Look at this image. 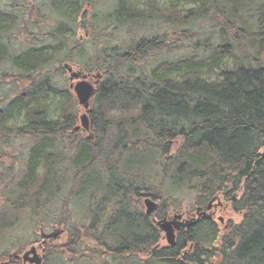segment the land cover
<instances>
[{"label":"trees","instance_id":"1","mask_svg":"<svg viewBox=\"0 0 264 264\" xmlns=\"http://www.w3.org/2000/svg\"><path fill=\"white\" fill-rule=\"evenodd\" d=\"M41 1L48 8L45 41L24 34L33 48H4L15 29L22 33L28 11L0 8V90L6 80L15 89L0 96V163L9 161L12 173L14 145L24 143V170L11 191L33 200L31 219L58 196L60 224L72 215L73 195L120 193L117 178L107 187L100 174L152 167L145 189L155 188L160 209L180 208L175 194L192 195L205 206L229 191L239 195L233 202L239 221L223 230L202 223L181 231L168 247L159 245L162 233L146 217L123 214L118 223L97 229V245L106 252L93 255L264 264V0H163V9L162 0ZM179 4L194 7L181 10ZM205 23L208 34H178L177 28L197 30ZM174 36L209 56L191 53L149 65L155 54L176 48ZM200 36L202 43L192 40ZM66 63L101 76L88 109L90 141L74 130L83 109L65 78Z\"/></svg>","mask_w":264,"mask_h":264},{"label":"flooded vegetation","instance_id":"2","mask_svg":"<svg viewBox=\"0 0 264 264\" xmlns=\"http://www.w3.org/2000/svg\"><path fill=\"white\" fill-rule=\"evenodd\" d=\"M17 1L18 0H16V2ZM38 1L42 2L41 0ZM18 4L19 3L14 4L11 9L14 8L15 11L19 10L20 14L23 15H25V11H28L27 14L29 16L31 15V12L33 13L34 11L35 14H39L38 19L29 18V21H31V34H36L39 37L41 43L42 41H45L43 37H45L44 34L46 33V24H44L46 13L43 10L42 5L35 7L33 6L34 3L32 4L28 0H24L25 6L23 4L18 6ZM11 9L8 10L10 11ZM28 15H26L25 25L19 26L22 28V33L17 35V29H15L14 33H16V36H13L11 38V43H5L7 46L5 45L4 48H33L30 39L26 42L27 44L24 45L20 41L19 45L17 46H14L12 44V39L14 37L19 39L20 36H25L24 34H26V30H23V28L27 27L26 22L29 17ZM40 17H42L43 20ZM36 48H38V46ZM76 72L78 73L77 78L75 80L76 83L82 79H85L86 81H93L95 87H98L99 80H94L92 78L93 74L84 73L79 71L78 69ZM74 130L80 135L81 131H83L78 129V125L74 128ZM93 135L94 134L91 131L90 126L89 131L86 133L84 132V138L86 140L88 137H91L93 139ZM169 145L173 147L174 142H170ZM8 164L10 165L11 163L6 159L1 161L0 166L3 168V172H0V175H2V177H5L6 181H9L11 178H13L14 181L18 176L14 172H7L9 166L6 165ZM12 174L14 175L13 177L10 176ZM100 177L107 179L106 182H104L105 186L107 187L111 186V181L113 180V178H117L119 181L115 182L114 186L118 187V189H116L117 191H115L117 193H120L113 194L112 196L111 190H108L107 195L98 196L95 195L94 192L88 190L87 192H84L83 195H73L72 199H78V201L81 203L79 204L75 201V203L82 207L81 214H83L84 218L81 221H78L76 218H72V215H65L63 218L67 220L60 222L59 224V219L62 216V211L59 208L56 207V209H58L57 215L53 217L45 212L44 216L42 217V220H46L45 217H48L47 219H51V222L47 226L56 227L51 232L46 234H51L53 232L57 233L59 231V235H57L55 238L46 239L44 241L41 235L45 232H43L41 229L40 239L38 242L34 241L32 243H29L28 245H30V248L27 250L21 247L14 253L7 254L4 258L5 261L0 262V264H34L31 262V260L33 259V255L28 254L32 249L35 250L36 255L40 258V264L46 263L53 254L58 253H61V255L63 256L65 264H115L117 262L126 263L130 261L128 260L129 256H122V254H116V256L110 253L107 255H93V253L96 251L106 252L103 248L97 245V240L95 238L97 236H101V234L96 233L97 229L109 228L111 224L118 223L119 218L123 214L129 215V218L136 220L137 217H146L147 222L157 230H159V223L162 220H173L175 213H172L170 208L162 206V208L160 209L161 201L158 200V196L154 195L155 188L150 185L151 187H149V189H145L144 181L148 182L149 178H152L153 175H146L140 171L131 174L105 173L100 174ZM11 184H14V182L11 183L10 181V183H5V186L3 184L0 185L3 186V190H5L7 189V186ZM80 186L81 184H79V187ZM129 189L132 191V193L130 196H128V200V197H125L126 195H123V193H128L127 191ZM11 190L13 189H10V191ZM83 190L85 191V189ZM188 196L192 197V201L190 203L189 208L184 213L180 214V221L184 225L181 224L180 229L175 231L176 237L181 231H185L186 233H188L191 228L205 222H212L216 227H218L219 230H223L227 228L230 222L232 224H236L239 221L233 209V202L237 200L239 195L231 194L229 191L220 192L219 194H215V196H213L208 202H206L205 206H203L204 204L202 203V201L199 203V200L197 201L196 199H194V196ZM52 198L56 197L52 196ZM147 199L157 203L158 205L157 211L153 212L149 216L145 214V200ZM46 204L44 205V207L46 206ZM28 215L31 216V209L28 210ZM29 220L30 222L28 221V225L31 228V217L29 218ZM68 225L71 226L68 227ZM68 229L72 230L68 233ZM76 253H79V255H77ZM105 257H111L112 259L108 262L107 260H104Z\"/></svg>","mask_w":264,"mask_h":264},{"label":"rangeland","instance_id":"3","mask_svg":"<svg viewBox=\"0 0 264 264\" xmlns=\"http://www.w3.org/2000/svg\"><path fill=\"white\" fill-rule=\"evenodd\" d=\"M29 2H31L33 4V6L37 7L40 6L42 4V2H39L38 0H28ZM16 3H19V5H24V0H18ZM15 2H12L11 0H0V8L3 10H8L11 9L12 6L14 4H16ZM166 5V2L164 3L163 0L160 1L159 7L160 8H164ZM25 6V5H24ZM43 10L45 11V15L47 16V12L46 10H48L47 6L45 4H43ZM194 5L193 4H179L177 6L178 9L181 10H190L193 9ZM86 9V8H85ZM86 12V11H83ZM42 20L43 18L40 17ZM49 24H52L53 21L48 20ZM27 27L23 28V30H26V33L31 32V21H29V19L26 22ZM30 28V30H29ZM43 28V27H42ZM195 29L197 30H193V29H189V27H181V28H177L178 30V34L182 33V31H185L186 34L188 36H192L196 33H203L204 32H209L210 30V24H202L200 26H194ZM29 30V31H28ZM75 38H80V34H76ZM200 37L198 38H193L192 40L194 42H197L198 40H200L199 42H203L204 39ZM205 38V37H204ZM178 37L174 36V40L176 41V48H172V50L170 52H160L155 54L154 56H152L151 58V62L149 63V65H153L157 62H162V61H172V60H179L182 58H186L188 57L191 53H196L197 55H201V56H205L208 57L209 56V51L201 48L199 50H195L193 51V48H191L192 46V41L191 40H187V41H179L177 40ZM22 42V44H27L26 42L27 40V35L25 36H20L19 39L14 37L12 39V44L14 46L19 45L20 42ZM204 53V54H203ZM191 54V55H192ZM78 60V58L75 59L74 63H76V61ZM225 63L229 66H231V60L230 58L225 60ZM73 67V70H75V64L73 65V63L71 64ZM4 69V68H3ZM76 71V70H75ZM68 77V74H66V77ZM212 79H215L214 77ZM9 84V82L6 80L4 81V84H1L3 86V89L0 90V96L6 95V96H11L13 95V93L15 92V89L13 87H11ZM53 103H51V105H53ZM19 124V123H18ZM15 148H13V151L15 152V154L18 155V160L16 159L15 162H13L14 164V173H16V175L19 177L21 175V171L22 169L24 170V166L23 163L26 159V153H27V149L26 146H24V143L21 142H16L14 145ZM12 155V154H11ZM13 156V155H12ZM6 166H10L9 164ZM153 168L151 167L147 172H145L144 174L146 175H153L155 174V172H152ZM140 171H142V169H140ZM0 172H3V168L0 166ZM11 177H13L14 175H10ZM4 179V180H3ZM13 183V178H11L9 181L5 180V177H2V175H0V184L5 186V183ZM154 184V183H153ZM0 185V262H4L5 261V256L7 254H12L14 253L16 250L22 248H25V250L30 248V245H28L29 243L32 242H38L40 239V232L41 229L43 232L45 233H49L51 232L53 229H55L56 227L53 226H47L50 224L51 219H47L48 217H45L46 220H42V217L44 216V213L46 212L48 215L50 216H55L57 215V210L56 209V203L58 201V197L49 201L45 207H39V209L36 212H33L34 214L32 215V225L31 228L28 225V221L30 222L29 218L30 216L28 215V210L35 206V204H33V200L32 199H28V198H23L24 193H21L20 195L17 194L16 191L15 194L12 193L10 191V189H13V185L11 184L9 186H7V189L3 190V186ZM165 187L167 188V184L165 185ZM182 193V192H181ZM173 199L176 197L180 200L179 202V207L180 208H173L171 207V212L175 213V211H178V213H182L185 212L189 206L190 203L192 201V197H189L188 195H178L176 196V194L173 196ZM60 199H62V197H60ZM169 197H167V201L169 202V204L171 203L170 200H168ZM32 200V201H30ZM75 201L79 204H81L78 199H72L70 201V210L72 212V218H76L78 221H81L84 216L83 214H81L82 212V207L79 206L77 203H75ZM41 204H42V199L40 200ZM86 203V202H85ZM40 214V215H39ZM42 220V222H41ZM39 224V225H37ZM71 225H68V227ZM72 229H68V233L71 231ZM160 246H166V242L164 239H162L159 242ZM77 255H79V253H76ZM98 256V255H97ZM111 257H105L104 260H107L108 262L111 261ZM44 264H65V261L63 259V256L61 255V253L59 254H53L46 263ZM81 264V263H80Z\"/></svg>","mask_w":264,"mask_h":264},{"label":"water","instance_id":"4","mask_svg":"<svg viewBox=\"0 0 264 264\" xmlns=\"http://www.w3.org/2000/svg\"><path fill=\"white\" fill-rule=\"evenodd\" d=\"M66 70L70 74V81L73 80V78L76 77V74L72 72V69L65 65ZM99 75L94 76V78H99ZM73 89L77 101L80 106L83 107L84 110H87L89 108V101L92 98L95 89L93 85L89 82L86 81H81L78 82L74 87L71 86ZM80 122H81V127L88 132L89 131V120L86 114H83L80 117ZM90 139V137L88 138ZM145 208H146V215H150L152 212H154L157 209V204L149 199L145 200ZM181 219L180 216H175L172 221H166L162 220L159 223V228L160 230L165 234V240L169 246H174L175 245V234L174 230H178L180 228V225L182 223H179ZM183 225V224H182ZM59 231L53 232L51 234H44L42 233L41 237L46 240L50 238H55L57 235H59ZM29 255H33V259L31 260L32 263L34 264H40V258L36 255V252L34 249H32L29 253ZM115 264H126L123 262H117ZM127 264H192L190 262H187L183 259H178V258H154V257H149L143 261H131Z\"/></svg>","mask_w":264,"mask_h":264}]
</instances>
